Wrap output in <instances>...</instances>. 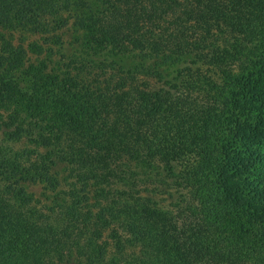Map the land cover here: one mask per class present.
<instances>
[{
  "label": "trees",
  "instance_id": "obj_1",
  "mask_svg": "<svg viewBox=\"0 0 264 264\" xmlns=\"http://www.w3.org/2000/svg\"><path fill=\"white\" fill-rule=\"evenodd\" d=\"M0 264H264V0H0Z\"/></svg>",
  "mask_w": 264,
  "mask_h": 264
},
{
  "label": "rangeland",
  "instance_id": "obj_2",
  "mask_svg": "<svg viewBox=\"0 0 264 264\" xmlns=\"http://www.w3.org/2000/svg\"><path fill=\"white\" fill-rule=\"evenodd\" d=\"M67 14V13H66ZM60 31H62V32H64V31H67L66 29H62V30H60ZM59 31V32H60ZM25 38H26V35H25ZM64 40L65 41H69V35L68 34H66L65 36H64ZM26 42H28V40L26 41ZM57 172H58V175L59 176H64V172H63V170L61 169V168H59L58 170H57ZM26 187H27V190L29 191V192H32L36 197H41V198H44V197H46L48 194V192H46L44 189H43V187L41 186V185H39V184H26Z\"/></svg>",
  "mask_w": 264,
  "mask_h": 264
}]
</instances>
